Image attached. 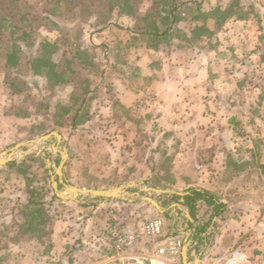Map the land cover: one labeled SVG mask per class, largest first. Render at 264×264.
Masks as SVG:
<instances>
[{
  "label": "crops",
  "instance_id": "obj_1",
  "mask_svg": "<svg viewBox=\"0 0 264 264\" xmlns=\"http://www.w3.org/2000/svg\"><path fill=\"white\" fill-rule=\"evenodd\" d=\"M241 2L244 3L241 7L249 11L227 20L218 32L221 40L212 46L204 40V45L191 43L184 47L176 38L171 45L160 44L161 37L146 36V39L133 29V16L129 14L122 15L125 25L119 20L97 32L92 44L104 48L109 57L107 72L99 81L97 97L93 99L96 110L100 111L95 113L91 109L88 120L112 124L117 135L111 140L102 136L92 141L87 130H82L81 135L78 133L81 130L77 125H73L76 136L69 139L61 131H52L59 133L62 140L58 142L53 137L40 144L38 149H42V155L35 157L38 161L44 160L46 165L43 170L38 165L34 173H46L53 187L51 173H56L62 161V155L54 151L57 146L68 153L63 180L75 187L127 188L148 177V174L142 177V173H154L157 178L162 176L157 180L167 183L171 191H208L220 199L225 210L213 219L209 237L206 234L207 238L201 242L191 240L189 264H225L234 251L250 257L262 255L264 173L250 168L258 167L261 149H264V140L253 131H261L258 129L262 126L261 120L255 118L258 123L250 126L238 116L226 122L221 118L225 113L238 115L245 107V103L236 104L230 99L252 95L264 98V77L260 74L264 67V0ZM120 31L128 35L123 37ZM122 113L127 117L122 119L119 116ZM135 115L142 119V128L152 135V148L162 145L169 150L168 146L178 143L164 156L171 158L164 161L158 156L154 160L134 158L129 147L134 142L142 144V140L132 139L129 129L121 139L120 132L125 124L127 128L136 126L132 119ZM16 118V114L0 108V146L14 148L29 142L13 138ZM117 141L123 149L113 150L111 145H117ZM43 143H50L51 151ZM143 143L147 144L148 139ZM230 153L239 158L237 167L241 170L237 173L229 171ZM250 157L255 158L252 166L246 164ZM15 162L13 166L24 164ZM140 162L146 165L144 172L140 171ZM10 166V163L1 166L0 170ZM6 172L9 173L0 171ZM164 173L170 175L169 182ZM16 182L9 192L0 185V264H27V259H31L30 264H183L182 257L166 259L157 254L162 245L160 239L128 249L119 257L113 256V231L141 224H129L127 220L121 223L127 218L117 209L124 203L121 199L104 201L84 196L73 201L59 200L54 198L57 197L54 190L45 187L43 182L27 185L23 180L17 190L21 182ZM174 196L166 194V206L172 210L163 215L166 218L164 235L187 238L180 228L189 232L192 224L196 233L207 207L201 208L196 221L187 207L176 206L184 197L180 196L177 202L173 201Z\"/></svg>",
  "mask_w": 264,
  "mask_h": 264
},
{
  "label": "rangeland",
  "instance_id": "obj_2",
  "mask_svg": "<svg viewBox=\"0 0 264 264\" xmlns=\"http://www.w3.org/2000/svg\"><path fill=\"white\" fill-rule=\"evenodd\" d=\"M194 1L62 0L60 4L58 0H18L14 3L4 0L3 4L0 3L1 13L4 16L2 34H0V108H4L6 113L17 115L13 138L20 142H26L38 139L52 131H61L69 139L76 136L73 125H77V129L81 130L78 133L81 135L82 130H87L90 132L92 141L96 137L102 138V136H106L108 140L113 139L117 134L112 130V124H100L88 120L93 109L95 113L100 111V109L96 110L93 99L97 97L96 90L99 88V81L107 72L109 57L104 48L99 49V46L92 44L94 43L93 37L106 26H110L114 22L117 24L119 20L122 25H125L124 20L121 19L122 15L129 14L133 16V29L138 32L141 30L152 33L156 30L162 32L165 24H168L167 26L172 24L171 34L167 38H163L160 44L171 45L173 39L176 38L177 43L184 47L191 46V43L200 45L203 40L212 46L221 40L218 35L220 29L217 26L219 23L217 9L218 11L230 9L229 13L238 16L249 11L241 7L243 3L241 0H197L198 4ZM173 10L174 15L179 19L175 24L170 18V13ZM158 12H160V16L157 15ZM196 23L200 28L209 29L210 33H203L197 39L196 35L191 33ZM119 33L123 37L128 35L123 31ZM145 38L147 39V37ZM9 53L12 55V59L6 57L5 54L9 55ZM37 73L43 76H38ZM260 74H262L261 77H264V67L260 70ZM256 75L259 76V74ZM252 85L246 86L252 87ZM230 100H234L236 104L245 103V107L238 115L225 113L221 118L226 122L230 117L238 116L245 119L244 121L248 122L250 126L258 123L254 121L255 118L260 119L262 126L258 129L261 131L256 129L253 131L257 137L260 136L264 140V98L252 95ZM255 111H257L256 114ZM119 116L122 119L127 117L126 113ZM132 119L136 124L133 128H127L125 122L120 123L121 126L125 124V127L121 129L120 138L124 139L125 133L129 129L128 132L132 139L142 140V144L134 142V145L129 147L134 158L139 160L145 157V159L153 158L154 160L158 156L163 161L166 158H171L170 155L165 158L164 156L170 154V148L178 146V143L168 146L169 150L166 148L167 146L162 147V145L152 148V135L147 129L142 128V119L137 115ZM104 126L107 127L104 128ZM242 134L240 133V135ZM145 138L148 139L147 144L143 143ZM118 142L117 145H111L113 150L124 148ZM49 144L43 143L46 150L51 151ZM107 146L109 149L110 146ZM62 147L65 148V145ZM11 148L13 146L1 145L0 154ZM26 149L27 147H23L16 150L14 157L24 164L1 168L0 171H9V173H0L2 189H6L7 192L12 191L11 185H16V181L20 180L21 183L17 186V190L20 185L22 186L24 180L27 185L34 183L39 185L36 182H43L45 187L54 190L46 173H34L38 165L41 170L46 165L44 160L38 161L39 158L35 157L37 154L42 155V149L39 148L21 158L20 153L25 152ZM43 155L42 157L45 159L46 153ZM206 158L207 156L204 157V159ZM91 159L95 158L91 157ZM229 159V171L239 172L241 170L237 167L239 158L230 153ZM247 161L246 164L249 163L252 166L255 158L250 157V160ZM256 161L258 163V159ZM139 164L142 167L140 171L144 172L146 165L141 162ZM250 168L258 173H264V149H261L258 167ZM135 169L137 172L138 168L135 167ZM10 171H15V173ZM23 171L28 173H22ZM142 174L144 175L142 177H146L147 174L148 177L141 178L137 181L138 183H134L136 186L129 192L131 201L120 203L119 208L117 206V209H121L120 214L127 215V218H124L121 223H125L127 220L129 224H139L156 218H162L165 222L164 213H171L172 209L166 206L168 205L166 195L145 191V189L172 190V188L167 183L157 180L162 178L161 175L157 178L154 173ZM163 175L167 176L165 179L169 182L170 175L168 173ZM151 176L153 177L151 178ZM261 186H264V182L261 183ZM59 187L64 196L68 195L63 186ZM261 196L264 198V193ZM146 197L159 203L166 209L165 212L159 213L150 202L145 200ZM82 201L87 200L82 199ZM180 229L190 238L191 233L189 232L195 233L194 229L189 232L188 230L184 232L183 227ZM210 233L211 231H208V237ZM181 236L185 241L186 237ZM26 261L27 264H30L31 259Z\"/></svg>",
  "mask_w": 264,
  "mask_h": 264
},
{
  "label": "water",
  "instance_id": "obj_3",
  "mask_svg": "<svg viewBox=\"0 0 264 264\" xmlns=\"http://www.w3.org/2000/svg\"><path fill=\"white\" fill-rule=\"evenodd\" d=\"M53 137H56L58 142H60L62 140V136L59 133L52 132V133L45 135V136H43L37 140L29 141V142L23 143V144H19L16 147H14L13 149L8 150L7 152L0 155V167L5 166L11 162H14L16 160L14 158L15 153H16V149L20 148L21 146L27 147L26 152L21 153V155H22L21 158H23V157L27 156L28 154L32 153L33 151H35L36 149H38V145H40L43 141H49ZM54 151L59 152L62 155V161L60 163L58 170L56 171V173H51L53 176V189H54V192L58 198H60L62 200H66V201H73L79 197L88 196V197H91L94 199H100V200H102V199L103 200L121 199L123 201H131V199H129L130 193L127 190L135 187L136 184L130 185L127 188H119V189H114V190L86 189V188H79V187L69 185L67 183V181L63 180V177H64L63 168H64V165H65L67 159H68V153L60 151L57 146L54 147ZM56 177L59 178L58 181H56V179H55ZM60 185H62L63 188L68 192V195L64 196L62 194V191H60V187H59ZM145 191H152L154 193L162 194V195H166V194L179 195L181 197H185L187 194H189V192L178 193V192H174L171 190H161V189H153V188H146ZM145 200L150 202L161 213L165 212L166 209H164L159 203H157L153 199L146 197ZM183 203H184V199L182 198L181 202L177 203L176 206L180 207ZM191 243H192L191 239L188 235V237L185 239L184 245L182 247L181 257H182L183 264H189L188 253H189V248L191 246Z\"/></svg>",
  "mask_w": 264,
  "mask_h": 264
},
{
  "label": "trees",
  "instance_id": "obj_4",
  "mask_svg": "<svg viewBox=\"0 0 264 264\" xmlns=\"http://www.w3.org/2000/svg\"><path fill=\"white\" fill-rule=\"evenodd\" d=\"M10 1L12 3H14V2H16L18 0H10ZM3 2H4V0H0V3L3 4ZM58 3L61 4L62 0H58ZM198 7L200 8V4H199ZM174 10L171 11V13H170L171 17L170 18L173 19V23L175 24L176 22H178L179 19L174 15ZM217 12L219 13L218 14L219 23L217 24L219 29H221L223 27L224 23L227 20H229L230 18L236 17V14L229 13V12H231L230 9L224 10V11H222V10L218 11V9H217ZM157 15L160 16V12H158ZM208 16H210V15H208ZM11 19H13V18H11ZM206 20H207V18H206ZM3 21H4V16L1 13V5H0V34H2L1 30H2ZM165 25L166 26L164 27L162 32L159 31V30H156L154 33H152V32L142 31L141 30V31H139V33L142 36H144V37L151 36V37H161L162 39L163 38H167V36L169 34H171L173 29H172V24L170 26H167L168 24H165ZM191 33L195 34L196 38L199 39V37H201V35H203V33L204 34L205 33H210V31L207 28L203 29L202 27L200 28L199 26H197L195 28H192ZM23 34L26 35V33H23ZM15 45H17V44H15ZM5 55H6V57H8V59H12V55L10 53H9V55L8 54H5ZM37 75L38 76H43L40 73H37ZM15 164H16L15 161L10 163V165H12V166L15 165ZM54 198L57 199V197H54ZM180 199H181V197L179 195H175L174 198H173V201L179 202ZM104 201H109V200H104ZM32 204L35 205L34 203H32ZM183 205L189 209L190 214L192 215V217L196 221H198L199 218H200L199 214H200L201 208L202 207H207V210L205 211V213H203L201 215L203 217V218H201L202 222H201V224L199 226H197L196 233H194L195 235L193 236L191 234V238L190 239L193 240L194 243L197 242V241H199V242L204 241V239L207 238L206 234L208 233L210 227L213 224V219L215 217H219L225 210V205L220 201V199L216 195H214V194H212V193H210L208 191L199 190V189H190L189 194H187L184 197ZM191 225L192 224L189 225L188 229H192L193 226H191Z\"/></svg>",
  "mask_w": 264,
  "mask_h": 264
},
{
  "label": "built area",
  "instance_id": "obj_5",
  "mask_svg": "<svg viewBox=\"0 0 264 264\" xmlns=\"http://www.w3.org/2000/svg\"><path fill=\"white\" fill-rule=\"evenodd\" d=\"M149 100V99H148ZM165 222L162 218L143 222L113 231V256L119 257L128 249H133L144 242L162 240L157 251L166 259L180 258L184 239L182 236H165ZM225 264H264V252L258 257H250L243 252L234 251Z\"/></svg>",
  "mask_w": 264,
  "mask_h": 264
},
{
  "label": "bare ground",
  "instance_id": "obj_6",
  "mask_svg": "<svg viewBox=\"0 0 264 264\" xmlns=\"http://www.w3.org/2000/svg\"><path fill=\"white\" fill-rule=\"evenodd\" d=\"M38 147H41L40 145H38Z\"/></svg>",
  "mask_w": 264,
  "mask_h": 264
}]
</instances>
